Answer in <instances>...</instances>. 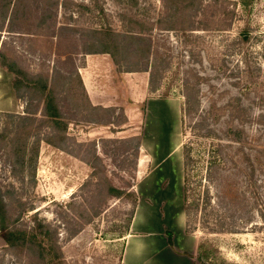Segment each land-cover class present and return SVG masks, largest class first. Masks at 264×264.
I'll use <instances>...</instances> for the list:
<instances>
[{"label": "rangeland", "instance_id": "rangeland-1", "mask_svg": "<svg viewBox=\"0 0 264 264\" xmlns=\"http://www.w3.org/2000/svg\"><path fill=\"white\" fill-rule=\"evenodd\" d=\"M60 1V6L44 16L37 12V0L27 1L33 5V12L20 14L12 30L8 21L4 23L0 17V49L5 50L19 68L48 78L58 86L57 97L68 123L66 150L41 142L37 154L30 153L27 157V162L30 159L34 162L25 166L14 165L19 159L0 143V190L9 215L13 220L18 219L11 227L30 232L35 220L50 225L56 230L53 242L60 247V252L50 251L49 242L46 253L36 247V252L30 254L28 246L21 242L11 247L0 229V264H48L58 254L57 261L61 264H121L135 198L112 197L109 186L134 192L137 199L153 191L147 190L144 176L136 177V142L131 138L141 139L147 160H157L170 151L173 167L176 161L179 163L176 166H182V147L186 140L182 127V79L189 69L211 72L214 62L221 63L226 45L236 39L246 24L252 27L249 50L255 61L251 69L260 70L255 73L259 75L253 84L254 91L259 92L255 96H260L262 90L264 94V0H248V8H244V0H226L225 7L229 10L237 4V16L227 32L215 30L224 0H203L211 9H200L205 16L198 19L200 24L194 34L154 29L150 34L154 45H158L162 55L173 57L167 73H161L158 91L149 89L150 75L143 73L148 85L141 102L133 106L127 91L120 85L122 100L119 106L110 107L108 113L93 109L102 106L90 102L77 76L86 59L102 56L89 54L95 50L92 47L97 41L95 33L139 32V27L132 23L138 19L152 27L164 12L163 0ZM206 26L209 29L203 31ZM138 73H129L127 78L134 79L137 75L133 74ZM14 80L13 74L0 67V127L5 118L2 114L6 113L43 121L42 107L36 101L21 98L13 88ZM66 83H71L75 90L71 92ZM143 89L145 91V86ZM260 113L256 108V144H264V138L259 140ZM170 119L173 120L171 125L165 123ZM44 125L41 133L46 136L50 130L46 127L48 124ZM97 158L100 161L95 164ZM151 164L153 162L147 164L146 174ZM171 167L169 165V171L155 179V192L151 194L156 201L166 199V212L170 208L172 214L179 215L181 195ZM167 176L171 177L170 181ZM163 180L169 181L164 189ZM260 208L264 211V202ZM247 227L246 232L236 236H214L200 230L196 235L208 243V256L212 255V248L220 244L225 257L236 259V264H264V222L256 216Z\"/></svg>", "mask_w": 264, "mask_h": 264}, {"label": "trees", "instance_id": "trees-1", "mask_svg": "<svg viewBox=\"0 0 264 264\" xmlns=\"http://www.w3.org/2000/svg\"><path fill=\"white\" fill-rule=\"evenodd\" d=\"M27 1L30 0H0V17L4 23L8 21L11 30L20 14L33 12V5ZM37 2V12L43 16L61 5L60 0ZM227 2H222L224 7L216 31H230L231 22L237 16V4L229 10L225 7ZM163 4L164 12L152 27L138 19L132 23L139 27V32L106 30L95 33L97 41L92 43L95 50L89 54L109 55L119 72L149 73V89L157 92L161 73H167L173 57L162 55L150 34L154 29L194 34L200 24L198 19L205 16L200 9H211V6L204 5L203 0H163ZM242 4L244 8L249 6L248 0ZM208 29L206 26L203 31ZM251 36L252 27L246 24L236 39L226 45L228 48L226 53H221V63L214 62L211 72L207 70L206 74L189 69L182 79V127L186 136L182 147L183 189L188 234H196L199 230L212 235L240 234L248 230L247 225L251 226L256 216L264 222V211L260 208L264 202V144H256L254 135L257 108L261 110L259 140L264 138V94L262 90L260 96H255L259 94L253 87L259 78L255 73L260 70L253 72L251 69L255 61L249 50ZM0 67L15 76L13 88L21 98L38 102L44 117L39 121L31 116L2 114L5 118L0 127V143L19 159L14 165L20 163L25 166L34 162L33 159L27 162V157L30 153L37 154L41 142L66 150L68 123L57 97L58 86L50 83L48 78L34 76L19 68L3 49H0ZM77 76L81 80L79 73ZM80 82L84 88L82 80ZM66 84L71 92L75 90L71 83ZM93 109L107 113L111 110ZM44 124H48L46 127L50 130L46 136L41 133ZM131 141L136 142L138 159L141 139L132 137ZM98 161L99 158L95 159V164ZM135 167L137 170V163ZM108 192L115 198L134 197V216L138 203L134 192L128 193L113 185L109 186ZM16 222L18 219L13 220L9 215L7 202L0 190V229L7 244L15 247L21 242L32 254L36 247L46 253L49 242L50 251L60 252V247L53 242L56 230L50 225L35 220L34 229L27 232L11 227ZM42 229L46 230L40 231ZM59 255L51 258L48 264H61L57 261Z\"/></svg>", "mask_w": 264, "mask_h": 264}, {"label": "crops", "instance_id": "crops-1", "mask_svg": "<svg viewBox=\"0 0 264 264\" xmlns=\"http://www.w3.org/2000/svg\"><path fill=\"white\" fill-rule=\"evenodd\" d=\"M101 55L86 59L85 65L79 68V75L90 102L94 106L105 108L119 106L123 95L120 94L118 88L123 85L133 106L139 104L143 95L147 93L148 79H146L145 74H133L137 77L128 79L129 73L122 72L121 74L118 72L109 55ZM144 86L145 91L142 90ZM101 88L107 90H101ZM113 89H116L115 93ZM148 161L144 155V144L141 143L137 161V179L144 176V184L147 190H153L154 193L155 179L169 171L167 169L169 165H172L171 170L174 172L179 186L177 189L181 195V212L179 215L176 213L174 215L170 212L169 207H167L169 211L166 212V199L156 201L151 194L152 192L143 198L139 196L135 214L125 237L121 264H236L238 262L236 259L225 257L220 244L214 248L211 247L212 255L209 253L211 256H208V243L198 239L196 234H187L183 207V158L182 166H176L179 164L176 161L175 168L170 151L165 152L157 160L153 158V161H149V163ZM150 162H153V165L151 164V168L146 174L147 164ZM167 179L170 181L171 177L167 176ZM169 181L163 180V189ZM224 235L236 236L241 234H214V236Z\"/></svg>", "mask_w": 264, "mask_h": 264}, {"label": "bare ground", "instance_id": "bare-ground-1", "mask_svg": "<svg viewBox=\"0 0 264 264\" xmlns=\"http://www.w3.org/2000/svg\"><path fill=\"white\" fill-rule=\"evenodd\" d=\"M170 115H171V113H170ZM174 115H175V113H174ZM165 123H167V124H169V125H171L172 123H173V120H168V121H166ZM174 125V124H173ZM160 144V143H159ZM140 213V212H139Z\"/></svg>", "mask_w": 264, "mask_h": 264}]
</instances>
